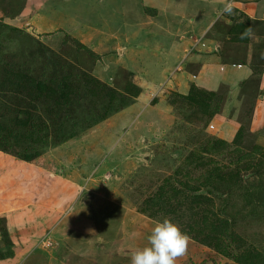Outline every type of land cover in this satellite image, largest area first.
<instances>
[{"label":"rangeland","instance_id":"obj_1","mask_svg":"<svg viewBox=\"0 0 264 264\" xmlns=\"http://www.w3.org/2000/svg\"><path fill=\"white\" fill-rule=\"evenodd\" d=\"M257 3L0 0V264H264Z\"/></svg>","mask_w":264,"mask_h":264},{"label":"clouds","instance_id":"obj_2","mask_svg":"<svg viewBox=\"0 0 264 264\" xmlns=\"http://www.w3.org/2000/svg\"><path fill=\"white\" fill-rule=\"evenodd\" d=\"M222 11L231 13V3H226ZM147 240L146 246L131 253L130 264H175V259L186 251L189 237L164 219L154 224Z\"/></svg>","mask_w":264,"mask_h":264},{"label":"crops","instance_id":"obj_3","mask_svg":"<svg viewBox=\"0 0 264 264\" xmlns=\"http://www.w3.org/2000/svg\"><path fill=\"white\" fill-rule=\"evenodd\" d=\"M254 1H257L258 2L257 5H258L259 3H261V1L263 2L264 0H254ZM246 68L243 65L242 66L233 65L231 66V68L226 67V70L224 69L222 71V74L225 75V79L229 84L230 83L236 84L238 81H240V79L244 78L247 75L248 68L247 70Z\"/></svg>","mask_w":264,"mask_h":264},{"label":"trees","instance_id":"obj_4","mask_svg":"<svg viewBox=\"0 0 264 264\" xmlns=\"http://www.w3.org/2000/svg\"><path fill=\"white\" fill-rule=\"evenodd\" d=\"M244 64H245V63H244ZM232 66H233V65H232ZM237 66H240V65H237ZM244 66H245V65H244ZM196 92H197L196 94L199 95V96L202 98V95L199 94L200 92H199V91H196Z\"/></svg>","mask_w":264,"mask_h":264}]
</instances>
